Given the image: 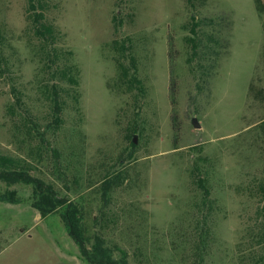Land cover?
Returning a JSON list of instances; mask_svg holds the SVG:
<instances>
[{
    "label": "rangeland",
    "instance_id": "obj_1",
    "mask_svg": "<svg viewBox=\"0 0 264 264\" xmlns=\"http://www.w3.org/2000/svg\"><path fill=\"white\" fill-rule=\"evenodd\" d=\"M55 2L48 16L80 68L84 121L79 128L67 123L58 135L40 128L48 143L41 144L35 173L78 206L80 226L87 230L102 227V209L112 220L104 245L116 258L125 250L129 264H244L239 242L251 226L252 234L264 226V193L258 188L264 182V31L255 0L195 3L201 50L193 71L186 62L185 0ZM25 5L26 0H0V27L11 44L5 51L10 73L0 77L2 153H26L5 113L14 100L12 86L26 106L43 112L33 82L36 62L24 45ZM114 38H128L143 95L109 86L117 76L108 47ZM208 46L219 54H207ZM170 76L178 87L177 133ZM128 135L135 136V147ZM195 161L207 169L201 174L207 177L206 196L189 177ZM120 168V181L111 180L104 200L98 181ZM35 199L31 184L0 180V264H93L81 257L62 208L42 217Z\"/></svg>",
    "mask_w": 264,
    "mask_h": 264
},
{
    "label": "trees",
    "instance_id": "obj_2",
    "mask_svg": "<svg viewBox=\"0 0 264 264\" xmlns=\"http://www.w3.org/2000/svg\"><path fill=\"white\" fill-rule=\"evenodd\" d=\"M205 0H185L190 9V20L186 29L188 34L184 36L185 43L190 52L186 62L190 71H193L194 64L201 45L199 21L196 18L195 3ZM56 6L55 0H26L24 17L26 21L23 37L24 45L36 62V72L34 76V86L36 88V99L43 107V112L39 114L32 111L22 100L19 88L12 86L14 100L6 105V116L13 124V136L17 139L19 147L26 150L25 154H10L0 152V180L8 183L22 182L31 184L34 189L36 199L32 205L39 211L42 217H45L52 211L62 208L61 216L67 227L69 235L77 243L80 255L83 259L93 264H129L128 254L121 250L119 258L110 254V248L104 245L103 233L109 232L108 222L112 220L108 215L99 211L100 219L103 220L102 227L99 229L87 230L83 225L80 226V212L78 206L69 201L66 196H60L52 183L45 182L35 172L42 160L41 144L48 143L45 132L40 128L44 125L51 130V133L58 135L67 123L70 127L79 128L84 121V115L80 106V68L74 60L73 51L63 42V33L48 15ZM255 9L261 18L262 29L264 31V0H255ZM113 18V27L116 29L115 19ZM212 39V35H208ZM8 36L2 32L0 27V77L3 78L10 73L6 49L10 46ZM224 45V44H223ZM108 47L113 54V61L117 69V76L109 86L118 92H134L143 95L146 87L142 79L138 76V62L133 54L131 44L124 38H114L108 43ZM10 55L14 58V48L11 47ZM174 51L172 43L168 45V57L170 58ZM214 52L219 54L218 50L208 46L207 54ZM173 63H169L170 74L173 72ZM11 66H14V62ZM195 69V68H194ZM177 82L174 76H170L168 91L169 101L172 109V130L175 133L179 130L176 120L175 104L177 96ZM72 115V117L70 116ZM264 126V121L261 123ZM38 137H37V136ZM129 143L135 147V143L128 135ZM67 142V138L65 137ZM122 161V160H120ZM203 164V163H202ZM123 169V168H122ZM122 169H114L105 173L98 181V190H102V198H110L108 190L111 189V180L120 181ZM207 169H201L195 161L189 170L191 182L205 196L208 194L207 186L204 182L207 177L201 174L207 173ZM97 182H90V187ZM260 191L264 193V182H261ZM105 200V199H104ZM262 215L264 217V205L262 206ZM97 217V216H96ZM93 218V219H96ZM105 219V220H104ZM111 220V221H110ZM97 222V220L95 221ZM264 222V219L262 223ZM250 229V228H249ZM251 226L248 232L249 237L243 236L239 242L242 263L244 264H264V226L260 232L252 231ZM114 231V229H111ZM251 233V234H250ZM244 237L246 239H244ZM259 248V249H257Z\"/></svg>",
    "mask_w": 264,
    "mask_h": 264
},
{
    "label": "water",
    "instance_id": "obj_3",
    "mask_svg": "<svg viewBox=\"0 0 264 264\" xmlns=\"http://www.w3.org/2000/svg\"><path fill=\"white\" fill-rule=\"evenodd\" d=\"M191 122H192L194 127H198L199 126V123L197 122V119L195 117L192 118ZM132 140H133V142H136L135 136H133Z\"/></svg>",
    "mask_w": 264,
    "mask_h": 264
}]
</instances>
